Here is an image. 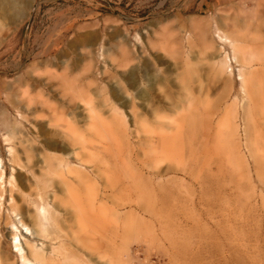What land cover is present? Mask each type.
Segmentation results:
<instances>
[{
    "label": "rangeland",
    "instance_id": "obj_1",
    "mask_svg": "<svg viewBox=\"0 0 264 264\" xmlns=\"http://www.w3.org/2000/svg\"><path fill=\"white\" fill-rule=\"evenodd\" d=\"M16 1L0 10V156L6 181L0 257L16 259L7 225L16 222L7 181L14 168L18 189L12 196L22 204L33 177L16 165L33 164L23 150L31 145V154L37 151V123L45 120L40 103L48 97L75 99L81 118L83 105L73 90L81 83L84 96L114 101L127 116L128 132L133 118L115 93L133 97L140 107L146 102L138 93L151 88L150 101L166 107L157 112L165 117L159 122L149 110L153 124L139 141L102 136L100 169L124 183L106 191L109 198L94 209L104 231L96 235L98 253L87 252L92 263L264 264V0H214L208 8L203 0ZM17 15L24 18L18 21ZM217 32L241 36L248 54L238 52L234 63L232 48ZM121 45L130 51L128 61ZM89 57L98 74L92 82L85 72ZM130 67L134 86L122 74ZM179 74L187 75L181 83ZM190 96L193 108L179 115L169 110L170 103ZM6 136L18 158L14 164ZM36 166L29 170L37 173L41 165Z\"/></svg>",
    "mask_w": 264,
    "mask_h": 264
},
{
    "label": "bare ground",
    "instance_id": "obj_2",
    "mask_svg": "<svg viewBox=\"0 0 264 264\" xmlns=\"http://www.w3.org/2000/svg\"><path fill=\"white\" fill-rule=\"evenodd\" d=\"M10 3L11 0H0V10L12 7ZM17 18L20 21L24 16L20 15ZM217 38L232 48V60L234 63H239L237 57L238 52H244L245 55L248 54L242 38L238 34L227 36L217 32ZM128 54H130V51L121 45V57L123 61L129 60ZM89 58V68L85 72L87 74V80L92 77V82L93 79L96 80L97 78L95 75L97 73L93 72L97 69L92 57ZM225 58L228 59L227 56ZM250 58L246 59L249 63L253 61V58ZM257 60L263 61V55H260V58ZM223 64L226 66L227 71L231 73L230 60L228 59ZM123 67L126 68V66ZM144 67L145 77L148 76L146 74L148 68L146 65ZM133 70L131 68L128 72H122L123 77L126 74L124 78L130 86H134L136 83V73ZM104 75L105 72H102L100 76ZM186 77V74L177 75L180 83ZM160 80L162 81V79ZM240 80L244 81L242 73L240 74ZM73 88L71 89L76 90L78 94L77 98L83 105L79 106L82 107L84 116H80L81 118H79L74 111L76 107L73 100L75 99L70 100L68 98L66 100L60 99L59 97H48L45 101L41 100V110L45 112L42 115V119L45 120L37 123L39 129L36 133L35 141H33L37 143L35 149L37 153L35 152L34 155L31 154L34 150V148H30L31 145L26 146L23 150L27 163L31 162L33 166L41 165L39 171L33 173L29 170V167L32 168V165L27 168V164L24 165L18 162V165H16L15 163L19 167V170H21V174L26 175L29 172L33 177V179H30L29 186L27 187L28 192L22 191L21 203L25 204V206L19 204L12 196V191L18 189L16 184L17 180L14 176V168L7 181V186H9V208L13 217L16 218L15 223L9 220L7 225L11 229V240L13 241V252L16 254V259H14V256L9 257V259L0 257V264H94L92 263L91 256H87V252L90 250V252L96 251L95 253H98L99 241L96 239V235L104 231V228L101 226V220L97 216L99 214L94 209L97 207L99 209L100 204L109 198L106 195V191L116 189V186L124 183L122 178L113 177L112 173L107 175L100 169V160L103 158L100 153L102 152L100 147L103 146L102 136L103 134H107L110 137L119 139V142L120 138L118 136L124 139L127 136H131L133 141H139L141 135L149 133V128L153 124L149 123V119L147 120L146 117L150 114L149 110H152L151 114H154L152 118L155 121L159 122L165 118L157 114L158 111L164 108V105L158 107L150 101L151 88L138 93V98L146 102V104L142 103L140 106L143 108L140 109L142 111H138L140 107H137L136 103L133 102V97L126 95L124 98V96L122 97L118 93H115L112 97L117 99V102L121 99V104L129 109L128 114L133 118L134 128L128 132L124 128L127 116L113 103L114 101L112 102L106 96L99 99V95L97 98L96 96L93 98L90 95L84 96L81 92L84 89V84L81 83L75 85ZM69 89L67 88V90ZM70 95L72 94L70 93ZM166 98L169 99L168 96ZM192 98V96L182 98V100H177L175 104L169 102L171 105L169 110L177 115L180 112L188 111L194 105ZM165 101L168 103L167 100ZM164 109L162 110L164 111ZM37 111H39V108H31V116H34ZM19 117L29 122L28 115L19 114ZM157 125L164 126L162 122ZM49 127L52 130L46 133L50 129ZM57 128L60 129V132L56 130ZM174 129L179 131L181 126H177ZM55 137L60 138L61 141H58V138L56 139ZM3 141L8 145L6 151L11 156V161L14 164V162L18 161V158L15 155V149L9 145L10 137H4ZM24 142L30 143V140L27 139ZM112 154L114 158H117L116 153L113 152ZM34 158L35 161L32 162ZM131 176L132 174L130 173L124 177L131 178ZM5 190V170L3 160L0 156V219L5 202ZM128 197L127 199L130 198Z\"/></svg>",
    "mask_w": 264,
    "mask_h": 264
},
{
    "label": "crops",
    "instance_id": "obj_3",
    "mask_svg": "<svg viewBox=\"0 0 264 264\" xmlns=\"http://www.w3.org/2000/svg\"><path fill=\"white\" fill-rule=\"evenodd\" d=\"M214 3V0H203L202 1V5H204L205 7H209L210 5H212Z\"/></svg>",
    "mask_w": 264,
    "mask_h": 264
}]
</instances>
